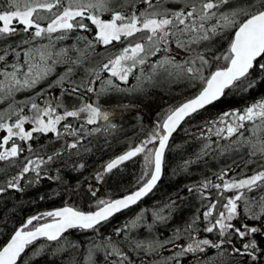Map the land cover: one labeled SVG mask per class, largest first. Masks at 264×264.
I'll return each mask as SVG.
<instances>
[{
  "label": "snow or ice",
  "instance_id": "snow-or-ice-1",
  "mask_svg": "<svg viewBox=\"0 0 264 264\" xmlns=\"http://www.w3.org/2000/svg\"><path fill=\"white\" fill-rule=\"evenodd\" d=\"M177 3L178 6L173 7L168 6L169 0H4L0 3V42H6L0 49V76H3L0 99L12 101L0 112V129L5 133L0 135V161L17 165L25 143L28 150L25 162L17 165L20 170L5 181L9 189H21L25 174L32 179L24 183L39 182L41 177L61 179L59 168L57 175L50 177L48 169L52 164L72 154L79 158L81 151L87 150L81 143L86 135L115 130L118 127L113 123L116 108L129 105L118 103L106 107L100 103L102 96L140 90L146 80L151 81L160 71L195 89L181 102L158 113L156 123L143 139L138 143L130 142L127 150L108 160L95 173L96 180L101 181L103 173L143 154L142 175L135 190L116 198L110 195L95 198L96 191L89 185L95 198L94 209L84 210L64 202L61 207L27 216L0 245V264H18V257L37 238H46L47 242H55L57 248H61L63 234L70 229L96 233L103 222L135 204L154 187L162 175L169 139L186 118L194 117L230 91L247 92L258 80H264V0H237L235 4L232 0H177ZM46 12L51 15H44ZM105 13L109 14L108 18ZM16 23L23 27H16ZM28 32L31 35L27 38L10 41L11 36ZM37 38L45 39L46 43L32 44ZM69 38L71 44L62 43ZM57 42H61L60 47L56 46ZM115 42L123 46L117 48ZM101 45L104 47L97 52ZM181 50L184 55L177 59ZM9 53L12 54L10 62ZM97 56L100 59L94 63H86ZM153 57L155 59H150ZM146 63L151 64L147 73L144 71ZM58 64L67 67L47 82ZM79 66L84 67L85 74L76 77ZM138 66L140 71L133 72ZM130 76L136 78L133 88L122 87L117 82H127ZM96 80L100 81L98 88ZM41 82H45V86L36 91ZM55 88L60 91L53 96L50 90ZM21 90H33V94L17 101L15 94ZM89 93L94 99H87ZM66 95L77 97L79 104L69 105ZM41 99L43 103L38 102ZM25 105L28 114H25ZM69 117L72 121L66 120ZM26 121L31 122V127L25 126ZM76 121L84 123L77 127ZM203 123L207 129L200 132L204 142L190 160L183 162L185 167L192 159L213 152L211 135H215L217 141L228 140L226 144L215 142L221 153L242 151L247 146L248 163H254L252 158L257 155L264 161V95L242 107L222 111ZM242 129L249 134L245 135ZM49 133L55 134L49 143L61 139L63 143L46 150L48 145L34 147L30 142ZM72 167L83 168L85 163L80 159L78 163L73 162ZM233 170L232 166H224L214 173V180L204 177L188 186L189 193L195 192L201 206L182 225H174L169 237L161 239L159 234L150 239L131 237V229L144 222L142 210L114 229L117 234L124 232L122 240L105 237L90 243L86 264H97L95 252L100 249L105 252L104 264H109L110 256L116 257L110 264H136L125 252L124 244L138 254L159 255V261L154 264H182V258L188 254H192V264H244L236 257L245 255L248 264H264V248L255 239V234L264 232V227L245 222L247 218L264 220V163L250 175L243 171L231 177L226 175ZM213 189L215 198H212ZM226 190L233 194H226ZM253 190L258 192L257 196L250 194ZM5 191L6 188L0 186V193ZM178 199L183 201V197ZM175 207L170 201L154 211L152 223L147 224L149 230H154L156 224L166 226ZM165 208L169 211L165 212ZM241 215L245 219L237 226L235 221ZM201 229L213 238L201 236ZM181 238L186 242L176 243ZM237 238L240 247L234 243ZM165 245L173 249L167 256L163 255ZM43 247L35 248L34 254H39ZM208 248L216 251L206 255ZM141 264L149 262L144 260Z\"/></svg>",
  "mask_w": 264,
  "mask_h": 264
},
{
  "label": "trees",
  "instance_id": "trees-1",
  "mask_svg": "<svg viewBox=\"0 0 264 264\" xmlns=\"http://www.w3.org/2000/svg\"><path fill=\"white\" fill-rule=\"evenodd\" d=\"M4 0H0L3 3ZM119 2V0H117ZM237 0H232L235 4ZM170 4V3H169ZM173 7L175 5H169ZM44 15L50 16L51 13H44ZM109 16V15H108ZM46 23V21H41ZM18 28L23 26L16 23ZM31 35V32L19 33L10 37V41L16 42L23 38H27ZM3 43L0 42V49H2ZM45 39L37 38L32 41V44H44ZM63 44H71V38L64 40ZM116 47H122L119 42H115ZM61 42H57V47H60ZM21 47H27L22 45ZM104 46H99L97 52L101 51ZM175 48V45H173ZM74 55V53H72ZM163 54V53H161ZM184 53L181 50V55L177 56L180 59ZM7 59L9 62L12 59V54L9 53ZM20 59H23V53H21ZM37 59L39 57L37 56ZM100 57H93L91 61L86 63H94ZM155 59V57L150 58ZM2 66V62H0ZM67 67L66 64H58L56 66V72L49 78L47 82L55 79L60 72H63ZM151 64L146 63L144 65L145 73L149 72ZM140 71L139 66L133 69V72L138 73ZM84 67L79 66L76 69L75 76H83ZM258 73H254V76ZM3 79V76H0ZM122 87L133 88L136 84L135 76H130L127 82H120ZM45 82H41L36 91L39 88L44 87ZM100 86V81H95V87ZM53 96L59 95V88L50 90ZM195 89L188 86L187 82L183 80H176L169 78L168 73L160 71L155 74L154 79L151 81H145L144 86L140 90L125 92V93H110L107 96L100 98V103L106 107H111L116 104H128V108H116V115L113 119L118 127L109 133H93L92 135H86L85 141L81 143L84 145L86 151H81L78 158L75 154L70 157L54 163L48 169L50 177L56 176V169L59 168V175L61 179L54 180L49 177H41L39 182L24 181L31 180L29 174H25L22 178L21 189H9L6 187L5 181L16 174L20 170L17 165H22L24 157L28 155V150L25 143V151L20 154L17 159V165H11L5 161H0V186H4L6 191L0 193V245L6 242V239L10 236L11 232L22 223L27 216L34 215L37 212H43L50 210L54 207L63 206L64 202L75 204L76 206L84 209H94L95 205L93 200L95 198L112 196L116 198L127 194L129 191H133L139 184V177L142 175L143 167V154H137V156L130 158L127 161L122 162L110 172L103 173V180L97 181L95 178L96 171L101 169L108 160L115 155L127 150L129 143H138L144 138V135L151 131L153 125L158 119V113H162L169 105H174L181 102L184 98L190 96ZM33 90H21L15 94L17 101H22L25 98L31 96ZM264 95V80H258L257 83L247 92H241L239 89L228 92L225 96L221 97L211 105L206 106L203 110H200L197 115L192 118H187L178 130L171 136L167 149L164 155L162 176L153 189V191L142 199L135 206L117 213L106 222H103L100 228L94 233L92 230L85 229H70L64 234V240L60 241L63 246L57 248L55 242H47L46 239H38L28 246L25 252L20 256L18 264H86L85 257L87 255L90 243H96L98 240H102L105 237L111 239L122 240L124 238V232L117 234L114 229L121 227L125 222L137 213L143 210L144 222L138 227L131 229L129 235L135 239H150L159 234L161 239L169 237L174 225H182L184 220L189 218L197 208H200V200L197 198L195 192L189 193L188 186L193 183L200 182L204 177L215 179L214 173L218 172L224 166H232L233 171H229L226 175L231 177L237 173L244 172L246 175H250L253 169H257V165L264 163L261 161L259 155L253 157L254 163H248V149L244 146V149L233 150L232 152L221 153L219 148H216L215 142L220 144H226L227 139L221 138L217 141L215 135H211L209 138L214 142L213 152H209L207 155H202L199 159H192L187 167L184 166V161L190 160L202 146L204 137L200 135L201 131L207 132L204 127V121L212 120L216 115L222 111H226L232 107H242L246 102H251L253 99ZM87 99H94L92 93L88 94ZM65 101L71 104H79L77 97L66 95ZM11 99H0V112L7 108ZM39 103H43V100H39ZM27 113V105H25V114ZM15 117H13L14 119ZM67 121H72V118H66ZM63 123V122H62ZM83 121H76L75 126L79 127ZM99 123V122H98ZM29 126L28 124L26 127ZM93 125H87L92 127ZM245 135L249 132L243 130ZM4 130H0V135H3ZM236 135V134H234ZM54 133L41 134L38 137L33 138L30 142L34 147L39 145H48V149L51 147L59 146L63 143V139L60 141L52 140L49 143L50 138L54 137ZM71 139V137H66ZM151 146V145H150ZM82 159L85 163L83 168L72 167L73 162L78 163ZM243 161V163H242ZM233 162H235L233 164ZM245 164L247 167L245 168ZM34 177V174H33ZM89 185H91L96 191V197H92V193L89 191ZM213 191V197L215 198V191ZM264 191V190H262ZM226 194H233L231 190H226ZM252 196H257L258 192L253 190L250 193ZM183 197V201L178 199ZM170 201L174 202L176 207L172 209V218L167 222V225L156 224L154 230H149L147 224L153 221V212L161 208H164ZM165 212L169 209L165 208ZM242 212V207H241ZM202 215V211H201ZM242 219H245L243 215L239 219H236L237 226L240 225ZM245 222L249 225H255L258 227H264V220L256 218H247ZM200 235H209L204 233L201 229ZM209 238H213L209 235ZM255 239L261 248H264V232H257ZM67 241V244L65 243ZM186 242L183 238L177 240L176 243ZM234 243L238 247L241 246L239 238ZM40 245L44 247L39 251V254H34V249ZM125 252L129 255V258L136 261V264H141L142 261L147 260L149 264H154L160 259L159 255L154 254H138L133 248L128 247L127 244L122 245ZM229 247V246H225ZM230 250V248H229ZM173 249L171 245H165L163 248V255H169ZM216 250L214 248H208L206 255H212ZM243 260L244 264H248V257H236ZM116 259L114 256L108 257L109 264L112 260ZM95 260L97 264H104L105 252L100 249L95 252ZM192 254L182 258V264H192Z\"/></svg>",
  "mask_w": 264,
  "mask_h": 264
},
{
  "label": "water",
  "instance_id": "water-1",
  "mask_svg": "<svg viewBox=\"0 0 264 264\" xmlns=\"http://www.w3.org/2000/svg\"><path fill=\"white\" fill-rule=\"evenodd\" d=\"M186 119H187V118H186ZM182 123H183V122H182ZM182 123H181V124H182ZM180 126H181V125H180ZM180 126H178V128H179ZM178 128L174 131V133L178 130ZM174 133H173V134H174ZM173 134H172V135H173ZM170 138H171V137H170ZM169 141H170V139H169ZM166 149H167V147H166ZM166 149H165V151H166ZM131 158H132V157H131ZM113 169H114V168H113ZM162 170H163V168H162ZM161 176H162V175H161ZM160 178H161V177H160ZM159 180H160V179H159ZM159 180H158L157 183L154 185V187H153V188H152V189H151V190H150L145 196L141 197L140 200H138L135 204L129 206V207L126 208V209H122V210H120V211L117 212V213H120V212H122V211H124V210H127V209H129V208L135 206L136 204H138L142 199H144L147 195H149V194L153 191V189H154V188L156 187V185L158 184ZM117 213H115L114 215H116ZM114 215H113V216H114ZM113 216H112V217H113ZM110 218H111V217H110ZM110 218H109V219H110ZM109 219H108V220H109ZM63 235H64V234H63ZM38 239H46V238H37V240H38ZM33 242H35V241H33ZM25 250H26V249H25ZM22 254H23V253H22ZM22 254H21V255H22ZM19 258H20V257H18V260H19Z\"/></svg>",
  "mask_w": 264,
  "mask_h": 264
},
{
  "label": "rangeland",
  "instance_id": "rangeland-1",
  "mask_svg": "<svg viewBox=\"0 0 264 264\" xmlns=\"http://www.w3.org/2000/svg\"><path fill=\"white\" fill-rule=\"evenodd\" d=\"M169 3H170V4H168V6L171 5V4H172V5H175V6H178L177 0H169ZM169 7H170V6H169ZM104 15H105V18H108V15H109V14H108V13H105ZM102 75H107V73H103ZM26 114H28V112H27ZM27 124L29 125V127H31V122H30V121H26V122H25V126H26ZM0 130H2V129H0ZM154 143H155V142H154ZM8 146H10V145H8ZM258 165H259V164H258ZM258 165L256 166L257 168H258Z\"/></svg>",
  "mask_w": 264,
  "mask_h": 264
},
{
  "label": "flooded vegetation",
  "instance_id": "flooded-vegetation-1",
  "mask_svg": "<svg viewBox=\"0 0 264 264\" xmlns=\"http://www.w3.org/2000/svg\"><path fill=\"white\" fill-rule=\"evenodd\" d=\"M27 127H29V126H27ZM14 139H17L18 140V138H14Z\"/></svg>",
  "mask_w": 264,
  "mask_h": 264
}]
</instances>
